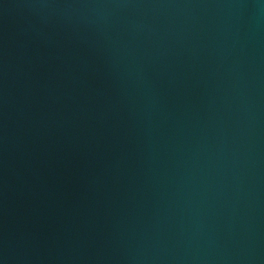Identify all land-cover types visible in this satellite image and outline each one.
I'll return each mask as SVG.
<instances>
[{"label": "water", "instance_id": "95a60500", "mask_svg": "<svg viewBox=\"0 0 264 264\" xmlns=\"http://www.w3.org/2000/svg\"><path fill=\"white\" fill-rule=\"evenodd\" d=\"M0 264H264V0H0Z\"/></svg>", "mask_w": 264, "mask_h": 264}]
</instances>
